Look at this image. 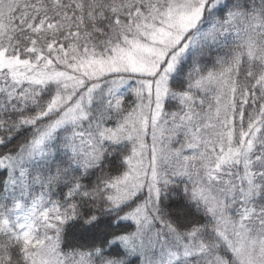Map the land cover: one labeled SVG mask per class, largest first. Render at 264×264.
Here are the masks:
<instances>
[{"label": "snow or ice", "instance_id": "6c2138e0", "mask_svg": "<svg viewBox=\"0 0 264 264\" xmlns=\"http://www.w3.org/2000/svg\"><path fill=\"white\" fill-rule=\"evenodd\" d=\"M0 264H264V0H0Z\"/></svg>", "mask_w": 264, "mask_h": 264}]
</instances>
